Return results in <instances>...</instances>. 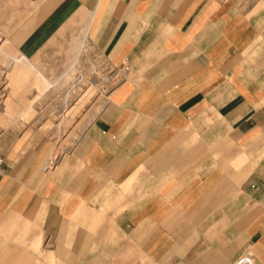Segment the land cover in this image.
<instances>
[{
	"label": "crops",
	"instance_id": "crops-1",
	"mask_svg": "<svg viewBox=\"0 0 264 264\" xmlns=\"http://www.w3.org/2000/svg\"><path fill=\"white\" fill-rule=\"evenodd\" d=\"M28 14L0 46L5 79L85 43L123 78L55 159L8 130L18 119L1 130L0 264H264V0H34ZM37 75L23 112L58 83Z\"/></svg>",
	"mask_w": 264,
	"mask_h": 264
},
{
	"label": "rangeland",
	"instance_id": "rangeland-1",
	"mask_svg": "<svg viewBox=\"0 0 264 264\" xmlns=\"http://www.w3.org/2000/svg\"><path fill=\"white\" fill-rule=\"evenodd\" d=\"M33 1L0 0V46L23 32ZM72 27L71 24L64 26L59 35L71 31ZM85 45L87 52L80 55L75 54L77 47L74 46L69 52L60 50L40 59L20 62L16 73L9 79L5 77L12 66L3 63L4 57L0 55V132L18 119L8 130L40 135L43 141L51 144L50 159H55L73 144L123 78L119 69L87 43ZM73 61L78 63L72 72L67 73ZM37 73L49 82L58 83L23 112L20 105L29 104L36 98Z\"/></svg>",
	"mask_w": 264,
	"mask_h": 264
},
{
	"label": "built area",
	"instance_id": "built-area-1",
	"mask_svg": "<svg viewBox=\"0 0 264 264\" xmlns=\"http://www.w3.org/2000/svg\"><path fill=\"white\" fill-rule=\"evenodd\" d=\"M0 163H2L0 158ZM231 264H253V256L250 251L245 252L242 257L235 259Z\"/></svg>",
	"mask_w": 264,
	"mask_h": 264
}]
</instances>
